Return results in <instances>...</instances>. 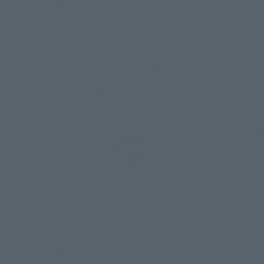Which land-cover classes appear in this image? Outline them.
Segmentation results:
<instances>
[{"label":"water","instance_id":"water-1","mask_svg":"<svg viewBox=\"0 0 264 264\" xmlns=\"http://www.w3.org/2000/svg\"><path fill=\"white\" fill-rule=\"evenodd\" d=\"M0 264H264V0H0Z\"/></svg>","mask_w":264,"mask_h":264}]
</instances>
